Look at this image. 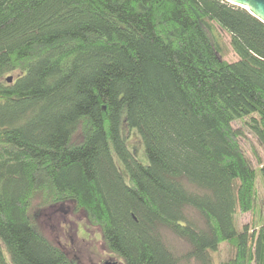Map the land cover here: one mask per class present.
Segmentation results:
<instances>
[{"label": "trees", "instance_id": "trees-1", "mask_svg": "<svg viewBox=\"0 0 264 264\" xmlns=\"http://www.w3.org/2000/svg\"><path fill=\"white\" fill-rule=\"evenodd\" d=\"M216 28L235 62L221 59ZM236 121L264 148V24L246 10L0 0V264H81L35 225L65 205L124 264H214L223 244L220 264H264V222L235 220L255 208L257 172L264 186Z\"/></svg>", "mask_w": 264, "mask_h": 264}, {"label": "rangeland", "instance_id": "rangeland-1", "mask_svg": "<svg viewBox=\"0 0 264 264\" xmlns=\"http://www.w3.org/2000/svg\"><path fill=\"white\" fill-rule=\"evenodd\" d=\"M214 34L222 48L221 59L228 63L235 62L237 57L231 50L228 35L217 28ZM9 77L13 78L12 76L7 78ZM232 127L241 130L243 134L240 140L241 148L253 168L258 171L259 163L264 165V148L248 131L243 121L234 122ZM123 134L129 151L140 159L143 147L138 136L126 128H123ZM255 186L257 193L255 208L249 214L236 216L235 220L239 228L246 224L252 227L258 222H264V186L260 172L256 174ZM39 200V198L34 199L31 211L36 210ZM34 221L45 238L55 246L64 247L71 256L77 257L81 264H124L106 251L101 232L89 226L82 214L74 213L70 205L54 209L46 208L39 212L38 218ZM166 239L176 254L181 255L187 250V245L171 234L166 233ZM230 250L229 245H221L217 252L211 254L214 264L226 260L230 256Z\"/></svg>", "mask_w": 264, "mask_h": 264}, {"label": "water", "instance_id": "water-1", "mask_svg": "<svg viewBox=\"0 0 264 264\" xmlns=\"http://www.w3.org/2000/svg\"><path fill=\"white\" fill-rule=\"evenodd\" d=\"M228 4L246 10L250 15L255 17L264 24V0H223ZM12 79H6V83L10 84ZM110 264V263H106Z\"/></svg>", "mask_w": 264, "mask_h": 264}, {"label": "flooded vegetation", "instance_id": "flooded-vegetation-1", "mask_svg": "<svg viewBox=\"0 0 264 264\" xmlns=\"http://www.w3.org/2000/svg\"><path fill=\"white\" fill-rule=\"evenodd\" d=\"M71 211V210H70ZM73 211V210H72ZM60 244V243H59ZM63 249L66 251V249L63 247ZM77 258V257H76ZM104 264H106V263H104Z\"/></svg>", "mask_w": 264, "mask_h": 264}]
</instances>
